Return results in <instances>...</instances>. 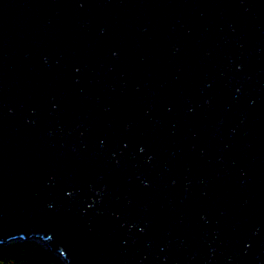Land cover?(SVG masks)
<instances>
[{
  "label": "water",
  "instance_id": "1",
  "mask_svg": "<svg viewBox=\"0 0 264 264\" xmlns=\"http://www.w3.org/2000/svg\"><path fill=\"white\" fill-rule=\"evenodd\" d=\"M66 264H264V0H0V243Z\"/></svg>",
  "mask_w": 264,
  "mask_h": 264
},
{
  "label": "trees",
  "instance_id": "2",
  "mask_svg": "<svg viewBox=\"0 0 264 264\" xmlns=\"http://www.w3.org/2000/svg\"><path fill=\"white\" fill-rule=\"evenodd\" d=\"M43 240V239H42ZM61 255L45 248L34 237L0 243V264H65Z\"/></svg>",
  "mask_w": 264,
  "mask_h": 264
},
{
  "label": "rangeland",
  "instance_id": "3",
  "mask_svg": "<svg viewBox=\"0 0 264 264\" xmlns=\"http://www.w3.org/2000/svg\"><path fill=\"white\" fill-rule=\"evenodd\" d=\"M35 238V240H37V242H39V243H41L42 245H43V247H45L46 249L48 248V245H47V243L44 241V240H42V239H40V238H38V237H34ZM8 242V241H7ZM58 255V254H57ZM63 258V257H62ZM64 259V258H63ZM64 261H65V259H64ZM66 262V261H65ZM66 264V263H65Z\"/></svg>",
  "mask_w": 264,
  "mask_h": 264
}]
</instances>
